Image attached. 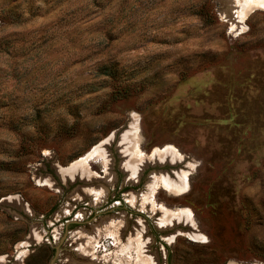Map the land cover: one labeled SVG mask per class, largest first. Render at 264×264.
<instances>
[{
    "label": "rangeland",
    "instance_id": "1",
    "mask_svg": "<svg viewBox=\"0 0 264 264\" xmlns=\"http://www.w3.org/2000/svg\"><path fill=\"white\" fill-rule=\"evenodd\" d=\"M231 7L0 0V264H264V9ZM133 118L132 159L182 158L131 178Z\"/></svg>",
    "mask_w": 264,
    "mask_h": 264
},
{
    "label": "bare ground",
    "instance_id": "2",
    "mask_svg": "<svg viewBox=\"0 0 264 264\" xmlns=\"http://www.w3.org/2000/svg\"><path fill=\"white\" fill-rule=\"evenodd\" d=\"M229 1L232 4L231 10L234 9L232 15L235 18V23H236L235 27L236 28H238L237 26L240 25V23L238 22V18H240L241 16L246 14L249 10L253 9V7H255V5L260 6L261 8L264 9V0H229ZM137 126H138L137 120L135 118H133L129 129L125 132V134L123 135V137L121 139V146L124 148L125 151H127L126 155H128V154L131 155V158H129V160L125 159L124 164H123V167L125 168V170H127L129 172L131 178H132V175L134 176L135 173L138 174L137 171L139 170L140 164H141L142 170H143V167L144 166L146 167V165L148 164V161L160 162V163H163L165 161L176 162L177 160H180L182 158V156L179 153H176L173 150H170L168 147L161 152L157 151L158 149H155L154 155H152V157H151L152 160L150 158L148 159V157H146L145 154L142 157V158L145 157V159L141 158V160H139L140 157L138 158L137 155L135 156V154L133 155L134 158L132 159V154L134 153V151H137V146L139 144V133H138L139 130L137 129ZM98 148H96L95 151L103 154L105 164L110 169V164H109V161L107 158L106 150H104L101 147L99 149ZM100 153H98V154L100 155ZM94 155H96V153L92 154V156H94ZM129 156H127V157H129ZM86 159H88V158H86ZM84 162H85L84 160H80L79 162H76L72 167H70L66 170L61 169L63 171L61 173L63 178L67 179V178L74 177V176H81V177H84L87 179L88 178V171H87V166L84 164ZM137 163H139V164H137ZM189 170L190 169H188V170L184 169V170L176 171V177H174V178L171 174L161 175V178L164 179L165 187L168 190L174 191L176 193L184 192V190L187 187L186 176L188 173H190ZM156 182H157V178H156V175H154V179H152V181H150L148 184L149 188L154 187ZM90 190H91V192H90ZM87 191H86L87 193L97 194L98 197H96V198H99V200H100V198L102 199L105 195L103 189H100V190L99 189H97V190L96 189L95 190L94 189H88ZM185 216H188L187 211L185 212V210L181 209V211L179 212V215L169 214L167 217H165V219H167V221L169 220L171 222V224H173V223H177L178 221L183 220L185 218ZM188 218H189V216H188ZM165 219H164V221H165ZM190 234L193 237H200L199 234H193L192 232ZM142 252H144V251H142ZM145 255L144 256L140 255V257H141L140 261L143 264H152L154 262L152 260V258L147 257ZM229 264H234V263H229Z\"/></svg>",
    "mask_w": 264,
    "mask_h": 264
}]
</instances>
